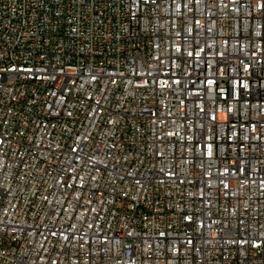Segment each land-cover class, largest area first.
I'll list each match as a JSON object with an SVG mask.
<instances>
[{
    "label": "built area",
    "instance_id": "built-area-1",
    "mask_svg": "<svg viewBox=\"0 0 264 264\" xmlns=\"http://www.w3.org/2000/svg\"><path fill=\"white\" fill-rule=\"evenodd\" d=\"M0 264H264V0H0Z\"/></svg>",
    "mask_w": 264,
    "mask_h": 264
}]
</instances>
